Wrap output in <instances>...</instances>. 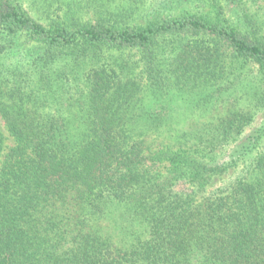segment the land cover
<instances>
[{
  "label": "trees",
  "instance_id": "trees-1",
  "mask_svg": "<svg viewBox=\"0 0 264 264\" xmlns=\"http://www.w3.org/2000/svg\"><path fill=\"white\" fill-rule=\"evenodd\" d=\"M260 109L264 0H0V264H264Z\"/></svg>",
  "mask_w": 264,
  "mask_h": 264
},
{
  "label": "rangeland",
  "instance_id": "rangeland-1",
  "mask_svg": "<svg viewBox=\"0 0 264 264\" xmlns=\"http://www.w3.org/2000/svg\"><path fill=\"white\" fill-rule=\"evenodd\" d=\"M255 75H256V72L253 70L250 73V77L253 78V76H255ZM258 128H261V133L263 135V138L261 140L260 145L257 147V149L252 154H249V157L247 156L248 158H244V159L240 160L238 163L239 164L238 167L230 169L222 177H216L215 183H214V184H216V186L222 185L223 182H226L231 177H236L237 174L243 169L246 162L250 159V157L253 158L255 153H257L258 151H264V109H260L257 111L256 118H255L253 124L245 130V135L246 134L248 135V134L254 132Z\"/></svg>",
  "mask_w": 264,
  "mask_h": 264
}]
</instances>
